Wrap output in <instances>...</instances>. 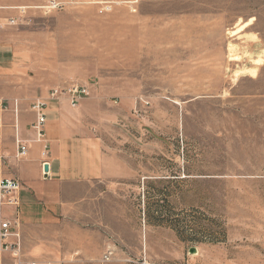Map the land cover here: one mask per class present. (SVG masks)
Instances as JSON below:
<instances>
[{
    "label": "rangeland",
    "instance_id": "rangeland-1",
    "mask_svg": "<svg viewBox=\"0 0 264 264\" xmlns=\"http://www.w3.org/2000/svg\"><path fill=\"white\" fill-rule=\"evenodd\" d=\"M17 21L32 76L103 99L129 172L93 234L63 224L57 264H264V0H44Z\"/></svg>",
    "mask_w": 264,
    "mask_h": 264
},
{
    "label": "crops",
    "instance_id": "crops-1",
    "mask_svg": "<svg viewBox=\"0 0 264 264\" xmlns=\"http://www.w3.org/2000/svg\"><path fill=\"white\" fill-rule=\"evenodd\" d=\"M43 1L0 0V21L18 20L21 13ZM16 25L0 29V100L7 104L0 113L3 175L18 179L23 185L20 221L24 251L36 256L37 264H57L56 251L46 246H54L63 237V224L78 220L83 224L85 236L93 234L92 228L100 219L102 194L107 193L102 184L129 172L102 142L99 133L102 119L113 118L105 104L100 103L103 99H85L76 108L65 97L48 100L53 88L66 87L75 81L64 78L49 82L48 78L32 76L31 71L37 68L35 51L23 38L28 31ZM39 99L48 102L45 141L32 128L36 114L31 104ZM20 143L28 146L25 157L18 155ZM29 239L33 242L30 250Z\"/></svg>",
    "mask_w": 264,
    "mask_h": 264
},
{
    "label": "built area",
    "instance_id": "built-area-1",
    "mask_svg": "<svg viewBox=\"0 0 264 264\" xmlns=\"http://www.w3.org/2000/svg\"><path fill=\"white\" fill-rule=\"evenodd\" d=\"M17 23V19L8 18L0 21V29ZM89 95V86L74 82L66 87L53 88L49 93L48 100L59 101L65 97L70 105L76 108ZM47 107L46 99H39L31 104V109L36 113V120L32 124V128L42 141H45L46 138ZM6 108L5 101L0 100V113ZM2 130L3 122L0 116V264H37L34 259L27 258L21 241L20 206L23 185L18 179L3 175ZM28 150L26 144H19L18 155L25 157Z\"/></svg>",
    "mask_w": 264,
    "mask_h": 264
},
{
    "label": "water",
    "instance_id": "water-1",
    "mask_svg": "<svg viewBox=\"0 0 264 264\" xmlns=\"http://www.w3.org/2000/svg\"><path fill=\"white\" fill-rule=\"evenodd\" d=\"M48 173H49V164L46 163L44 164V175L46 178L48 177ZM190 252L192 254L197 253V248H191Z\"/></svg>",
    "mask_w": 264,
    "mask_h": 264
},
{
    "label": "bare ground",
    "instance_id": "bare-ground-1",
    "mask_svg": "<svg viewBox=\"0 0 264 264\" xmlns=\"http://www.w3.org/2000/svg\"><path fill=\"white\" fill-rule=\"evenodd\" d=\"M239 71V70H238ZM238 71H236V72H238ZM249 71H250V69H249ZM246 72V71H245ZM243 73H244V71H243ZM248 73V72H247Z\"/></svg>",
    "mask_w": 264,
    "mask_h": 264
}]
</instances>
